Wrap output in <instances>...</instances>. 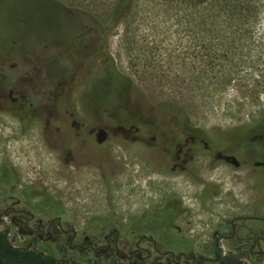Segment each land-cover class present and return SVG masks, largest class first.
<instances>
[{
    "label": "rangeland",
    "instance_id": "1",
    "mask_svg": "<svg viewBox=\"0 0 264 264\" xmlns=\"http://www.w3.org/2000/svg\"><path fill=\"white\" fill-rule=\"evenodd\" d=\"M87 26L99 32L86 38L73 72ZM263 72L264 0H0V85L21 82L34 103L28 114L0 100V165L77 215L79 231L94 218L116 222L132 241L121 247L128 254L139 239L130 228L140 222L143 235L175 253L153 260L217 264L214 234L232 235L235 220L251 232L219 241V252L264 264L252 252L255 238L246 239L261 224L238 221L264 217V167L255 164L264 161ZM124 78L145 97L126 100ZM102 106L125 122L172 125L192 161L157 162V123L141 122V143L84 141L79 128ZM152 112L172 113L173 124ZM17 247L80 259L67 247ZM90 256L82 264L127 263Z\"/></svg>",
    "mask_w": 264,
    "mask_h": 264
},
{
    "label": "flooded vegetation",
    "instance_id": "2",
    "mask_svg": "<svg viewBox=\"0 0 264 264\" xmlns=\"http://www.w3.org/2000/svg\"><path fill=\"white\" fill-rule=\"evenodd\" d=\"M87 27V32L76 42L79 44L78 57L75 60L76 66L71 70L73 72L79 70V67L82 66L83 56L81 53L86 45L89 44L86 38L99 32L89 26ZM122 84L123 82L119 86L121 95L126 97V100L133 99L122 92ZM63 85L59 84L58 86L62 87ZM24 87L21 82L10 84L4 80L2 85H0V100H9L10 105L23 110L24 113L29 112L31 114L34 103L28 101V94ZM39 111L44 112L45 107H41ZM152 114L173 124L174 116L172 113L152 112ZM29 116L31 117V115ZM86 117H88L89 121L91 119V121H85L78 132L83 131L81 133L85 136L84 141L91 140V142L96 143L101 148L107 146L113 139L141 143L144 140L141 124L151 123L154 125L160 122L154 120V117L146 119L139 116L133 117L130 122H125L120 119L117 113L111 112L110 109L104 106L93 109L90 112V116L88 114ZM95 118H98V120H95ZM129 125L132 126L128 128ZM171 126L155 125L156 128L154 130L156 132L152 138L155 144L153 143L150 148L154 151H160V154L156 156V160L160 165H187L192 159L188 156V152L183 150L184 146H179L180 137L174 135V128ZM20 127L24 131L23 126ZM198 137L187 139L185 145H188L191 139L194 140ZM175 147L177 149H175L176 154L173 152ZM262 155L264 157V153ZM255 164L258 167H264V161H258ZM238 221H256L261 224L258 234H251L246 239L251 242L255 238V244L251 246L252 252L256 253L258 257L264 258V217L250 215L241 217ZM77 223V215L65 210L62 204L50 197L41 186L30 185L29 183L24 184L23 179L16 173L14 168L0 165V232L7 231L8 237L14 246L67 247L68 253H79L80 259L77 260L78 262L84 261L82 258L89 254L92 255L90 259L93 258L96 261L99 259L110 260L114 256L123 258L124 256L127 259V263L136 261L149 262L154 255H157V258H168L172 254L174 257V252H164L159 247L158 242L143 235L140 229V222H137L135 227L130 228L131 235L139 237L134 242L135 249L130 254L126 253L121 247L129 248L132 246V241L128 236L126 237L122 234V228H119L116 222L111 221L104 224L100 222V219L94 218L90 223V227L83 228L81 231L77 229ZM92 225H95L96 228H92ZM231 226L233 228L232 235H224L220 232L214 234L215 238L218 239V244L214 251L216 261L221 255L219 252V241H242L243 239H241L239 233L240 228L251 232V229L247 228L248 226L245 223L237 224L234 220ZM158 227V224L154 225L151 230L159 231ZM95 236L97 238H94ZM144 242L152 244L153 249L150 251L144 245ZM183 258L184 256L182 255ZM192 260L195 261V257ZM178 263H181V260Z\"/></svg>",
    "mask_w": 264,
    "mask_h": 264
},
{
    "label": "trees",
    "instance_id": "3",
    "mask_svg": "<svg viewBox=\"0 0 264 264\" xmlns=\"http://www.w3.org/2000/svg\"><path fill=\"white\" fill-rule=\"evenodd\" d=\"M177 1V0H170ZM203 3H207L210 0H201ZM93 35V34H92ZM91 35V36H92ZM264 73V72H263ZM121 90L129 97H142L145 96L139 90L137 86L129 79L124 78ZM158 257L157 255H154ZM109 257V256H108ZM77 261H64L54 257L53 255L45 254L42 251L33 250L31 248L17 247L12 244L8 237L7 231L0 232V264H82ZM110 264H123L119 262H113ZM126 264H160L158 259H152L151 261H136ZM217 264H246L240 257L229 254L220 255Z\"/></svg>",
    "mask_w": 264,
    "mask_h": 264
}]
</instances>
